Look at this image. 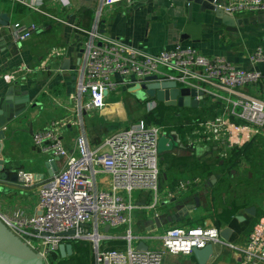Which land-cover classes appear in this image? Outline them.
Returning a JSON list of instances; mask_svg holds the SVG:
<instances>
[{
	"label": "built area",
	"instance_id": "1",
	"mask_svg": "<svg viewBox=\"0 0 264 264\" xmlns=\"http://www.w3.org/2000/svg\"><path fill=\"white\" fill-rule=\"evenodd\" d=\"M67 6L69 0H55ZM131 0H102L90 39L83 50L77 76L78 92L72 96L76 111L100 110L107 98L121 87L136 83L175 82L179 87L197 91L198 107L218 106L216 117L199 121L193 130L181 138L187 148L227 156L229 150L241 147L264 129V98L247 87L263 78L259 69H245L223 57H210L194 45L181 42L155 54L128 45L108 36L101 26L106 7ZM228 12H264V0H226L219 4ZM1 27V25H0ZM38 29L34 23L16 22L12 31L16 41H25ZM65 54L64 47L50 50L48 58ZM253 63L264 62V52L257 46L250 55ZM156 76L153 80H146ZM16 76H11L15 79ZM146 110L152 112L159 101L147 95ZM65 122L54 121L33 133L35 150L50 154L52 159H64L62 168L40 183L38 202L33 214L1 213L2 221L34 251L40 253L45 264H54L52 256L59 253L62 243L85 240L91 244V264H163L167 255H193V248L225 244L236 252L238 264H264V216L254 225L243 245L226 242L221 230L214 226L173 225L159 237L156 249L138 250L131 216L138 208L135 192H153L156 207L162 199L180 196L192 184L181 181L174 190L167 189L161 197L159 140L169 137L162 125L143 119L117 128L97 144L91 145L86 133L75 141L69 151L61 137ZM5 130V128H4ZM217 147V148H216ZM103 174V175H102ZM99 175H102L98 178ZM20 183L30 187L36 176L21 169ZM110 180L108 188L103 184ZM198 182V179L195 180ZM163 194V193H162ZM106 226H109L106 230ZM125 228L122 234L112 230ZM74 230L73 233H69ZM124 242V247L110 243Z\"/></svg>",
	"mask_w": 264,
	"mask_h": 264
},
{
	"label": "crops",
	"instance_id": "2",
	"mask_svg": "<svg viewBox=\"0 0 264 264\" xmlns=\"http://www.w3.org/2000/svg\"><path fill=\"white\" fill-rule=\"evenodd\" d=\"M69 1L67 6H62L55 0H0V11L10 17L9 25L0 27V98L3 100L8 95L12 100L23 98L24 102L21 104L29 106L25 116L18 119V124L5 128L6 138L3 140L4 149L0 158H7L13 168L30 171L37 178V182L30 187L8 189L3 186L4 190L0 191L1 213L11 214L22 211L25 214H33L38 202V187L41 182L49 178L45 163L50 160L51 155L35 150L34 132L44 129L54 121L65 122L66 124L61 127V137L64 145L71 152L75 149L76 138L82 133H86L91 145H94L112 132L108 130L109 127L105 128V124L110 126L111 123H107L103 118L109 115L110 103L100 110L81 113L76 111L75 101L72 99V96L78 92L77 76L83 50L90 39L89 31L93 28L102 0ZM220 2L225 3L226 0ZM233 14L236 26L228 27L213 12L201 11L198 5H194L190 15L187 0H131L106 7L101 16V26L111 38L140 48L147 54L158 53L162 49L174 46L176 42H181L194 45L207 56L226 58L245 69H259L263 72V78L256 85H249L247 89L264 98V62L253 63L250 60V55L257 46H261L264 52V12ZM16 22L25 25L34 23L38 29L28 40L16 41L12 31V26ZM55 47H64L65 54L48 58L50 50ZM66 59L69 61L68 67L63 68ZM11 76L16 78L11 79ZM9 90L13 91L10 93ZM14 104L20 106V103ZM126 125L128 123L120 127ZM18 128L19 130L14 133ZM259 134H264V129ZM208 148L211 153L203 151L202 148L192 156L187 152L183 155L169 151L165 153L180 160L190 159L192 163H203L217 158L215 148L205 147L207 151ZM163 154H160V158ZM161 160L162 173L167 176L168 164H164L163 157ZM64 161V159L56 160L58 171ZM104 179L106 182L103 186L108 188L111 182ZM215 182L211 180L210 183ZM163 183L164 185H160L159 189L161 197L172 187L168 180ZM198 192L193 195H184L183 192L180 196L168 200L162 199L156 207H153L155 201L153 192H135L138 208L131 216L134 233L132 245L137 247L143 239L149 249H156L160 245L159 237L168 227L179 224L198 225V220L208 214L203 209L206 190L198 189ZM196 196L200 201L198 208L185 218L168 222L167 217H173L177 213L174 204L194 203ZM252 206L256 207V214L251 215L255 219L248 223L249 230L264 216V200ZM245 213L248 214L246 211ZM156 216L165 221L161 228H158L153 221ZM238 216H244L245 219L239 220ZM236 217L239 222L246 220V216L242 213H238ZM147 220L150 222L146 225ZM204 226L217 227L211 218L205 220ZM225 227L233 230L229 241L224 239L226 242L234 245L245 243L248 232H239L238 240L231 241V237L238 229L231 226L217 228L223 230ZM124 231L125 228L122 227L112 232L122 234ZM110 244L114 247H124V242L120 241H113ZM163 264L199 263L194 254L189 256L177 254L167 255ZM207 264H238V256L224 243L217 244Z\"/></svg>",
	"mask_w": 264,
	"mask_h": 264
},
{
	"label": "trees",
	"instance_id": "3",
	"mask_svg": "<svg viewBox=\"0 0 264 264\" xmlns=\"http://www.w3.org/2000/svg\"><path fill=\"white\" fill-rule=\"evenodd\" d=\"M173 107L189 112L187 115L176 112ZM217 108L216 105L195 108L167 106L159 102L152 112L145 114L148 118L144 116L139 119L162 125L167 132L175 130L180 138H183L199 121L216 117L219 114ZM216 157L203 163H191L188 169L185 168V164L171 162L167 167V176L163 173L161 175L160 185H164L163 182L168 180L172 186L170 189L174 190L180 181L188 180L192 184L180 193L193 195L199 193L198 189L206 190L203 209L208 214L198 220V225L204 226L205 220L211 218L217 227L237 228L238 231L231 237V241H237L239 232L245 231L249 235L253 229H248V223L253 222L255 218L246 214L245 208L258 205L264 200V134H256L243 146L229 150L227 156L223 158L217 155ZM213 174L217 176V181L210 183ZM197 179L198 182H195ZM238 213L246 216L244 222L238 221L236 217ZM72 244L71 256L62 258L59 253L55 254L59 264L67 260H72L74 264H91L90 242L81 240L73 241Z\"/></svg>",
	"mask_w": 264,
	"mask_h": 264
},
{
	"label": "water",
	"instance_id": "4",
	"mask_svg": "<svg viewBox=\"0 0 264 264\" xmlns=\"http://www.w3.org/2000/svg\"><path fill=\"white\" fill-rule=\"evenodd\" d=\"M221 0H187L189 14L191 15L193 11L194 5H198L201 11H211L218 18H221L223 23L228 27H235L236 20L234 18V14L232 12L225 11L223 7L219 4ZM10 22V17L7 13L0 11V25L7 27ZM69 61L66 59L63 64V68H67ZM156 76H150L146 80H153ZM164 88L160 89V85L157 82H149L145 83H136L133 86H130L128 90L134 94H136L139 98H147L149 96H155L159 102L164 103L167 106H178V107H198L199 100L196 98L197 91L193 88L188 87H179L175 82H164L161 84ZM13 90H9L11 93ZM11 96H6L1 100L0 98V156L3 153L4 143L3 140L6 138L5 130L7 126L18 124V119L25 116L24 114L29 110L28 104H21L24 102L23 98H13ZM29 102L28 100H25ZM14 103L19 104L17 107ZM19 130L16 129L14 131L17 132ZM158 149L160 154L164 152H172L178 155H183L185 152L189 156H192L196 151L193 149L187 148L185 144L182 142L177 131H173V133L167 137L162 136L159 140ZM56 159L48 160L45 163V166L48 170V176L53 177L54 174L58 172L56 166ZM212 182L216 181V176H211ZM6 186L9 188H22L19 178V170L13 168L8 160L5 157L0 158V191L4 190ZM175 202V199L173 200ZM200 206L199 197L196 196L194 199V203L191 202H181L179 204H174V207L177 211L175 216L167 217L168 222H173L174 220H179L187 217L188 214L192 213L196 208ZM245 211L250 215L256 214V207L250 206L245 208ZM155 224L158 228H161L163 223H165L164 219L156 216L153 218ZM239 220H244V216H238ZM150 221H145L147 225ZM109 226H106V230H108ZM74 230L69 233H73ZM233 230L230 227H225L221 230V236L226 241H229L230 236ZM138 250H148V244L143 241V239L138 243ZM59 254L62 258H66L73 254V244L62 243L59 246L58 250ZM193 254L196 257L199 264H207L210 258L214 254V245L212 243H208L203 248H193ZM0 264H45L43 256L34 251L25 241H23L20 237H18L0 218Z\"/></svg>",
	"mask_w": 264,
	"mask_h": 264
},
{
	"label": "rangeland",
	"instance_id": "5",
	"mask_svg": "<svg viewBox=\"0 0 264 264\" xmlns=\"http://www.w3.org/2000/svg\"><path fill=\"white\" fill-rule=\"evenodd\" d=\"M128 88L129 86L121 87L118 89V91H116L114 94L112 93L107 98V104L110 103L108 104L109 115L103 116V118L105 119V121H107V123H111L110 126H107V124H105V128L109 127L108 130L110 131L116 130L122 124L124 125L127 123L129 124L131 122L138 121L139 118H142V117L144 118L145 114L148 112L146 110L145 102L149 100H147L146 98H139L136 94L130 92ZM173 110L176 112H180V113L183 112V114H186V115L188 114L187 112H189V110L184 111L182 109L183 110L182 111L178 109L177 107H173ZM146 115H148V113ZM145 118H148V116H145ZM209 119H212V118H209ZM116 123L118 124L115 125ZM85 126L87 127V124H85ZM162 157H163V161L165 165L170 164L171 162H174L175 164L181 163V164H185V168L187 169L191 167L192 165L191 164L192 161L190 159L180 160V159H177L175 156H169V153L166 154L164 152L161 158ZM161 158H160V165L162 167ZM182 162H185V163H182ZM26 169H28V167H26ZM102 175H99L98 178H100ZM183 181H188V180H183ZM194 226H198V225H194ZM112 231H115V229H113ZM106 243H110V242H106ZM52 260L54 264H59V259L56 255L52 256ZM60 263L61 264H74L72 260H67L65 262H60Z\"/></svg>",
	"mask_w": 264,
	"mask_h": 264
}]
</instances>
